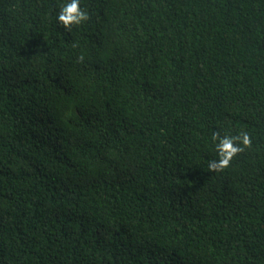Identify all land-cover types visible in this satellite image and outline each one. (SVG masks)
<instances>
[{"label": "trees", "instance_id": "1", "mask_svg": "<svg viewBox=\"0 0 264 264\" xmlns=\"http://www.w3.org/2000/svg\"><path fill=\"white\" fill-rule=\"evenodd\" d=\"M67 2L0 0V264H264V0Z\"/></svg>", "mask_w": 264, "mask_h": 264}, {"label": "clouds", "instance_id": "2", "mask_svg": "<svg viewBox=\"0 0 264 264\" xmlns=\"http://www.w3.org/2000/svg\"><path fill=\"white\" fill-rule=\"evenodd\" d=\"M56 19L65 30L71 31L72 26L87 21L89 15L81 9L80 0H69L60 8ZM79 59L82 60L83 57ZM212 138L216 141L215 150L218 156V159L208 164L209 171L212 172H222L230 166L234 157L252 146V138L247 132H240L236 136H220L219 132H215Z\"/></svg>", "mask_w": 264, "mask_h": 264}]
</instances>
